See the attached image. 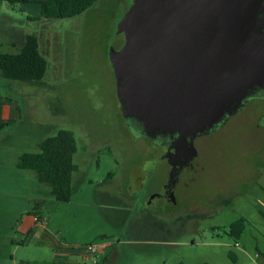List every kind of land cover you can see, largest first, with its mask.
I'll use <instances>...</instances> for the list:
<instances>
[{"label": "rangeland", "instance_id": "374dc122", "mask_svg": "<svg viewBox=\"0 0 264 264\" xmlns=\"http://www.w3.org/2000/svg\"><path fill=\"white\" fill-rule=\"evenodd\" d=\"M131 2L96 0L71 19L36 22L19 7L0 5V53H17L31 35L48 62L38 82L0 76V95L16 106L0 135V264H74L55 260L49 241L81 251L99 246L83 264H264V120L257 99L244 104H256L255 112L247 108L211 136L194 139L189 188H178L174 202H151L167 165L156 162V146L124 119L108 60L123 44L116 25ZM59 130L76 141L66 203L55 201L35 173L12 166ZM25 174L28 184L19 185ZM218 191L230 192L226 204L203 201ZM35 197L46 200L47 238L38 245L40 232L25 221ZM239 219L245 227L235 240L227 233Z\"/></svg>", "mask_w": 264, "mask_h": 264}, {"label": "water", "instance_id": "95a60500", "mask_svg": "<svg viewBox=\"0 0 264 264\" xmlns=\"http://www.w3.org/2000/svg\"><path fill=\"white\" fill-rule=\"evenodd\" d=\"M116 31L108 60L124 119L188 156L264 98V0H132Z\"/></svg>", "mask_w": 264, "mask_h": 264}, {"label": "trees", "instance_id": "16d2710c", "mask_svg": "<svg viewBox=\"0 0 264 264\" xmlns=\"http://www.w3.org/2000/svg\"><path fill=\"white\" fill-rule=\"evenodd\" d=\"M96 0H0L12 10L20 8L29 21H52L71 19L85 12ZM48 70V62L41 55L39 42L35 36H27L17 53H0V76L21 82H38ZM9 122L0 123V135L9 127ZM76 152L74 134L69 130H59L55 136L42 139L35 153L19 155L16 168L32 171L38 180L49 186V195L57 202L70 201L71 177L76 171L73 155ZM46 200H35L32 215L39 220ZM263 216L264 213L260 212ZM244 220L239 219L229 225L228 236L238 240L244 231ZM35 264V263H29ZM182 264V263H179Z\"/></svg>", "mask_w": 264, "mask_h": 264}, {"label": "flooded vegetation", "instance_id": "af4514ba", "mask_svg": "<svg viewBox=\"0 0 264 264\" xmlns=\"http://www.w3.org/2000/svg\"><path fill=\"white\" fill-rule=\"evenodd\" d=\"M257 99L258 103L262 106L261 112L262 114L259 116L262 120H264V98H253ZM252 100V99H251ZM256 104H252L251 107L247 108H252V111L254 112L258 110L255 106ZM243 105L237 111L232 115H241L244 114V112L247 110V108H244ZM250 113V114H251ZM249 114V115H250ZM231 116V117H232ZM230 117V118H231ZM247 119H250L249 116H247ZM228 120V119H227ZM221 125L219 128L215 129L213 132L207 134V135H202V136H211L215 132H217L224 124ZM139 136L142 137H148L152 143L156 146L154 149L155 153V160L157 163H165L167 165V173H166V178L165 181L160 185L159 190L155 191L152 195L153 197L151 198V202H158L159 200H171L175 201L174 194L177 193L178 188H189V183L190 181L194 180L193 172H195V164L192 163L196 159V149L193 143V148H194V154L191 156H188L187 152H184L178 148L175 150L176 146V139L175 138H158V137H151L143 132L138 131L137 133ZM194 142V140H193ZM195 158V159H194ZM198 162H196V165ZM186 166H189L188 169H185ZM137 189V188H136ZM142 187L141 184L138 187V192H141ZM136 194V193H135ZM226 196H231L229 191L226 192H221L218 191L214 198H209V197H204L203 201L207 203H214V204H226L228 199H226Z\"/></svg>", "mask_w": 264, "mask_h": 264}, {"label": "crops", "instance_id": "0c3cea01", "mask_svg": "<svg viewBox=\"0 0 264 264\" xmlns=\"http://www.w3.org/2000/svg\"><path fill=\"white\" fill-rule=\"evenodd\" d=\"M16 110V106L13 101L10 100V98L6 97L5 95H0V123H4L7 121H11L12 116L14 115ZM10 118V119H9ZM7 128V127H6ZM22 154V153H21ZM19 154V155H21ZM15 157V161L12 163V166L16 170H20L16 168V162L19 157ZM12 169V168H11ZM25 173V172H24ZM26 175V174H25ZM27 176V175H26ZM37 178V176H36ZM38 180V178H37ZM39 181V180H38ZM2 183V182H1ZM19 185L28 184V176L23 182H19ZM31 186H33L32 182L30 183ZM33 188H31L32 190ZM48 190V188H47ZM49 193V191H48ZM34 196V195H32ZM38 200V197H35ZM44 217L43 213L40 215V219L37 220L33 215H28L26 217V222L30 224V228L37 229V232H40V235H37V238H35L34 242L35 244H41L44 242V240L47 238L46 234V228L43 224L42 218ZM49 246H52L54 248L53 254L55 260H64V261H70L74 262V264H83L84 261L89 260V257L83 253L79 248H73V247H60L54 245L52 241H49ZM80 261V263H78ZM35 261L31 262L34 263Z\"/></svg>", "mask_w": 264, "mask_h": 264}, {"label": "built area", "instance_id": "2783aa9c", "mask_svg": "<svg viewBox=\"0 0 264 264\" xmlns=\"http://www.w3.org/2000/svg\"><path fill=\"white\" fill-rule=\"evenodd\" d=\"M99 248L100 247L96 245H87V246H84L83 253L90 258L91 255H93L95 252L99 250Z\"/></svg>", "mask_w": 264, "mask_h": 264}]
</instances>
